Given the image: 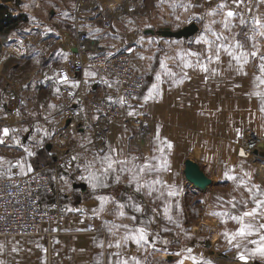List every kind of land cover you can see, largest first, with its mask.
<instances>
[{
  "label": "crops",
  "instance_id": "crops-1",
  "mask_svg": "<svg viewBox=\"0 0 264 264\" xmlns=\"http://www.w3.org/2000/svg\"><path fill=\"white\" fill-rule=\"evenodd\" d=\"M135 1L138 13H149L150 17L139 18L141 20L137 22L142 28V35L135 38V35L129 34L134 39L133 42L127 40L128 36L125 39L121 32L128 27L129 22L119 19L89 23L85 30L107 53L125 50L130 52L136 72L152 76L155 83H159L160 94L155 99L143 103V96L148 94L150 88L146 85L132 103L144 117L152 120L154 132L138 148L137 129L129 121L131 117L127 115L128 106H123L122 119L106 129L100 143H93L89 129L74 133L66 149L73 155H79L80 159L75 164L80 165L81 170L76 167L75 170L63 171L56 177L53 170L49 169L48 174L56 192L53 195H42V201L50 203L59 199L67 211L84 209L93 213L92 209L100 207V196L109 200L114 197L125 205L130 203L128 198L132 197L143 211L134 212L132 208L125 207L122 209L125 216L120 217L116 205L109 202L105 204L103 212L95 214L99 231L94 234L87 232L85 222L74 216L75 211H68L64 229L59 233H55L53 227L45 225L33 236L0 237V245L3 246L0 249V264H109V260L114 259L112 253L115 252H121L122 258L135 257L140 264H180L181 261L183 264H245L239 260L236 248L228 256L220 254L221 250L232 246L224 233L231 235L239 224L227 215L213 213L239 214L241 210L253 207L246 187L241 185L242 180L247 187L253 184L264 187V170L256 159L241 155L242 151L237 143L246 131H252L264 139V112L259 111L260 98L247 94L264 92V85L257 87L258 82L252 75L251 66L247 77L223 71L228 65L227 56H223V63L219 65L222 70L220 75L208 76L206 80L207 74L199 67L184 68L183 71L191 79H185L182 84L173 83V78L164 75L165 68L161 64H166L179 75L185 63L195 62V57H190L187 53L202 52L206 48L203 43H197L202 36L207 35L206 28L211 26L214 31L222 30L220 24L212 25L213 17L207 15L220 0H184L183 7H180L182 3L175 4L177 0H174L173 6H167L162 0H154V5L148 7L146 12L144 2L140 4L141 0ZM252 3L255 4V0ZM0 4H4L13 16H23V21L5 36L4 45L7 46H3L4 58L0 62V130L5 127L17 129L12 135L20 144L4 137L12 141L13 145L12 148L0 145V157L13 165L17 160H26L31 165L33 156H27L24 148L35 153L45 148L47 152L54 153V148L51 146L48 149V145L64 122L60 107L64 95L62 87L56 83V77L64 61L74 54V20L70 10L58 6L57 11L49 8L48 0H0ZM58 13L64 15L56 17L55 14ZM188 13H194L203 20V25L192 38H166L146 33L148 29L164 27L180 29L182 19ZM259 13H264V5L260 6ZM214 18L221 19L220 16ZM240 30L239 27L233 29L234 32ZM23 33L29 35L27 41L21 44L17 40L18 37L25 36ZM44 36L50 37L44 39ZM260 43L264 46V41ZM204 63L208 62L205 60ZM157 75L161 76L159 82L156 81ZM46 76L50 79H46ZM81 78L84 80V98L113 97L116 93L117 81L113 76L86 70L83 74L74 73L70 83L79 84ZM237 84L240 87H236ZM57 87L60 88L59 94L55 91ZM10 95L20 96L25 101L23 110L18 115H9ZM50 104L56 107L50 108ZM45 130L49 133L46 137ZM157 131L162 138L173 144V148L165 154L171 170L162 171L164 175L161 179L168 185L175 186L179 193L177 196L155 199L159 196V191L151 197L135 193L128 186L126 177H122L119 183L115 180L108 181V187L96 189L87 180L80 179L81 175L87 176L82 171L84 163L90 161L100 149L106 150L109 144L123 147L127 154L151 155ZM41 140L42 143H36ZM82 144L87 146L86 151L80 147ZM257 155L264 157V150ZM187 159L197 162L212 179L213 184L205 191L198 190L187 182L184 174ZM8 168V163L0 164V175L20 172L19 168L13 167L9 173ZM179 168L182 169L181 181L177 176ZM245 173L251 176L250 180ZM230 177L239 180L233 181ZM78 184H85L86 188H79ZM156 188L167 191L163 185H156ZM217 189H227L228 196H214ZM233 197L237 202L249 201L247 209H243L242 204L233 209L228 203ZM166 206L170 209L167 214L164 213ZM179 207L182 209L179 210ZM153 209H156L155 213ZM132 215L138 219L131 220L129 217ZM168 216L172 219L169 220ZM113 224H126L129 228L146 227L150 243L138 247L129 240L117 249L115 243L121 241L127 231L124 228L117 231L112 228ZM165 228L169 231H163ZM109 242L113 247H108ZM237 242L242 243V240L237 237ZM101 243L103 247L99 246ZM13 248L17 251L13 252ZM189 248L192 253H188ZM189 256L196 259H189Z\"/></svg>",
  "mask_w": 264,
  "mask_h": 264
},
{
  "label": "snow or ice",
  "instance_id": "snow-or-ice-1",
  "mask_svg": "<svg viewBox=\"0 0 264 264\" xmlns=\"http://www.w3.org/2000/svg\"><path fill=\"white\" fill-rule=\"evenodd\" d=\"M261 5H264V0H255V4L252 3V0H220L216 7L209 11L207 15L213 17L211 24H220L222 30L214 31L211 26L207 27L205 30L207 35L202 36L200 40L197 41V43H203L206 45V48L202 52L189 51L187 53L188 56L195 57V62L185 63L182 66L181 74L179 75L171 68H168L166 64L162 63L161 67L165 68L164 75L173 78V83L182 84L185 79H191L188 73L183 71V69L199 67L207 74L205 77L207 80L208 76H217L221 74L222 70L219 65L223 63V56H227L228 65L223 71L247 77L249 76L248 68L251 66L252 75L254 76L255 81L258 82L257 87L264 85V46L260 43V41H264V13H259ZM216 16H220L221 19L216 20L214 18ZM237 27L241 30L239 32H234L233 29ZM205 60L208 62L207 64L204 63ZM209 65H216V67H209ZM92 75H95V73H92ZM45 78L50 79L47 76ZM156 81H161L160 75L156 76ZM58 82L69 85L72 88L79 87L78 82L70 83L66 74H60L58 76ZM235 86L240 87L239 84ZM25 87H27V85H25ZM55 91L59 94L60 88L57 87ZM69 94L74 95L73 93ZM159 94V83L152 84L151 88L148 89V94L143 96V103L155 99ZM247 94L260 98L259 111L264 112V92L257 91ZM129 96L132 99H136L132 93H129ZM107 99L110 102L109 106H111L112 103H117L121 106L127 105L129 109L127 115L130 117L143 115V113L139 112L131 103H129L128 99L123 96L115 101H113L111 97H108ZM49 107L55 108L56 105L50 104ZM140 107H143V104H140ZM97 111H100V109H97ZM94 118L99 119V117ZM45 119H47V117H45ZM16 131L17 129H9L7 127L0 130V145L6 144L4 137H9L19 145V140L12 135V133H15ZM25 131H27V129H25ZM37 131H39V129H37ZM44 135L45 137L49 135L47 130L44 131ZM153 139L156 143L151 149L152 154L149 156H144L143 154H127L123 147H113L109 144L106 150L100 149L95 155H93L90 161L84 163L82 171L87 173V176L81 175L80 179L87 180L91 187L96 189L108 187V181L111 179H114L119 183L122 177H126L128 186L131 187L135 193L151 197L154 193L159 191V196H156L155 199H160L165 196H177L179 193L175 189V186L168 185L166 181L159 178L160 172L171 170L169 160L164 154L166 150H171L173 148V144L166 138H162L159 131H157ZM36 143H42V140L37 141ZM88 143L90 144L91 140H89ZM80 147L85 149V151L87 150L86 145L82 144ZM24 152L29 157L35 155V152L30 151L27 147L24 148ZM241 155H244V153L242 152ZM78 159H80L78 154L73 155L68 162V166L71 167L72 162ZM3 163H8L9 173H11L13 167L20 169V175H27L33 171L31 165L28 164L26 160H17L13 165L11 162L5 161L3 157H0V164ZM76 167L78 170H81L80 165H76ZM150 176L154 178L148 179ZM245 176L248 177L249 180L251 179V176L248 173H245ZM230 178L235 179V177ZM53 179H55V177H53ZM61 179H63V177H61ZM156 185H163L164 188H167V191L165 192L163 189H157ZM241 185L246 187L253 207L250 210H241L239 214L223 212L213 213V215H227L231 220L239 224V227L235 232L231 235L225 232L224 236L228 239V243L238 250L239 260L244 261L245 264H247L252 256L259 254L261 257H264V234H261L264 233V199H262V197H264V187H262L261 184H253L251 187H247L244 185L243 180L241 181ZM98 199L100 200V207L99 209H92L94 215L103 212L105 210V204L109 202L116 205L120 217L125 216V212L122 211L125 207L132 208L134 212L143 211L141 205L135 203V200L132 197L128 198L130 201L128 205L116 201L114 197L109 200L107 197L100 196ZM248 202L249 201L237 202L234 197L233 200L228 201L233 209H236L238 204H242L243 209H247ZM169 210V207L166 206L164 208V213L167 214ZM68 211L82 212L83 210L68 209ZM153 212L155 213L156 209H153ZM129 218L133 221L138 219L135 215H132ZM168 219L171 220L172 217L168 216ZM149 223H151V221H149ZM112 228L117 231H119L120 228H124L127 231V234L122 240L115 243L114 246L117 249L121 248L123 243L129 240L134 242L138 247H144L150 243L149 232L146 227L129 228L126 224H120L119 226L113 224ZM77 230L79 231L80 229ZM163 231H169V229L165 228ZM254 233L259 235L260 243L255 251L249 252L246 244L257 243L256 240L249 239ZM237 237L246 243L242 244L237 242ZM164 243H167V241ZM99 246L103 247L104 245L101 243ZM2 247L3 246L0 245V249H2ZM108 247H113V244L109 242ZM12 251L16 252L17 249L13 248ZM187 251L188 253H192L191 248L187 249ZM112 256L114 259L109 260V264H140V261L135 257L122 258L123 254L121 252L112 253ZM188 258L192 260L196 259L194 256H189ZM180 264H183V261H181Z\"/></svg>",
  "mask_w": 264,
  "mask_h": 264
},
{
  "label": "built area",
  "instance_id": "built-area-1",
  "mask_svg": "<svg viewBox=\"0 0 264 264\" xmlns=\"http://www.w3.org/2000/svg\"><path fill=\"white\" fill-rule=\"evenodd\" d=\"M135 2V0H75L71 15L74 20V40L78 52L64 61L56 77V83L62 87L64 95L60 103L64 122L58 127L51 140L55 152L49 153L43 148L46 156L40 158L37 154L34 157L33 171L27 175L8 173L0 175V237L33 236L39 233L41 227L45 225L53 227L55 233L64 229L69 214L66 207L59 199L49 205H43L40 199L41 193L53 195L56 192L48 170L52 169L56 177L63 171L75 170V161L72 162L71 167L68 166L73 154L66 149V145L69 144L71 136L76 132L89 129L93 143H100L106 129L122 119L123 106L117 103L109 106L108 97L84 98L82 96L83 78L80 80L79 87L71 89L69 85L59 83L58 76L66 74L69 82L74 73L83 74L86 70L113 76L117 81V88L115 95L111 97L112 100L115 101L123 96L132 104L145 86L144 75L136 72L132 55L127 51L107 53L84 28L89 23L120 19L124 12L138 14V9L134 6ZM143 2L144 0H141L140 4ZM192 23L200 28L203 20L194 13H188L182 19V27ZM3 58L4 52L0 43V62ZM129 93H132L136 99H132ZM9 100L11 103L8 110L9 115H18L23 110L24 99L10 95ZM94 117H99V119ZM68 121L69 124H67ZM129 121L137 128L136 137L139 141L137 145L141 148V143L144 144L151 133L153 122L143 115L132 117ZM5 141L10 142L8 138H5ZM237 143L244 155L256 159L264 170V157L257 155L264 150L261 147L264 139L252 131H246ZM82 210V212L75 211L74 216L85 222L88 233H97L99 230L96 226V215ZM235 250V247L228 246L221 250L220 254L228 256Z\"/></svg>",
  "mask_w": 264,
  "mask_h": 264
},
{
  "label": "rangeland",
  "instance_id": "rangeland-1",
  "mask_svg": "<svg viewBox=\"0 0 264 264\" xmlns=\"http://www.w3.org/2000/svg\"><path fill=\"white\" fill-rule=\"evenodd\" d=\"M44 1H46V0H44ZM164 3H166V5L168 6V5H171V6H173V2H174V0H162ZM40 2H43V1H40ZM48 2L50 3V7L49 8H54L55 10H56V7L58 6L59 8H65V10H67V11H71L72 10V8H74V6H75V0H48ZM177 3V5L178 4H180L181 5V3H182V5H184L185 4V1L184 0H177V2H175V4ZM152 5H154V0H144V9H145V12L148 10V7H150V6H152ZM180 7H183V6H180ZM54 10V11H55ZM181 10H182V8H181ZM57 11V10H56ZM183 11V10H182ZM181 11V12H182ZM61 12V11H60ZM120 14V13H119ZM139 15H137V14H135V13H132V12H124L123 13V15L120 17V21L122 20L123 22H129V25H128V27L126 28V29H122V36L124 37L125 36V39H127V36H128V39L127 40H129L130 42H133V38H131L130 36H129V34L131 35V34H133V35H135L134 37L135 38H137V37H141V35H142V28L138 25V20H141V19H139L140 17H144V16H146V18H149L150 17V15H149V13H143V12H140V13H138ZM57 15H60V17L61 16H63V15H61L60 13H58V14H55V16L57 17ZM142 15V16H141ZM25 16H28V15H25ZM50 16H51V14H50ZM117 20V19H116ZM119 20H117V21H119ZM115 21V20H114ZM85 29V28H84ZM154 30H156V29H154ZM88 32V31H87ZM25 33V32H24ZM23 33V34H24ZM89 33V32H88ZM29 34H30V32H29ZM29 34H24L25 36H23V37H18V40H17V42H20L21 44H24L26 41H27V38H28V35ZM90 35V34H89ZM132 36V35H131ZM26 37V38H25ZM48 37H50V36H44V39H47ZM5 36H2V35H0V43H1V45H2V47L4 46V48H5V46H7V45H4V43H5ZM7 39V38H6ZM43 40V39H42ZM136 41V40H135ZM12 42V41H11ZM125 51H127V50H125ZM28 52V51H27ZM128 52V51H127ZM130 53V52H129ZM24 54V53H23ZM131 54V53H130ZM133 57V56H132ZM133 64H134V62H133ZM1 65V64H0ZM134 67H135V64H134ZM144 78H145V86L147 85V86H149L150 88H151V86H152V84H154L155 83V80H154V77H152V76H144ZM132 118V117H131ZM130 118V119H131ZM136 128V127H135ZM154 128H155V126L153 125L152 126V130H151V136H152V134H153V132H154ZM137 129V128H136ZM151 136H148V138L149 137H151ZM156 143V141H153L152 142V144L154 145ZM12 145H13V142L12 141H10L9 143H7L6 145H3L2 147L3 148H12ZM166 153H168V150H166V152H165V154ZM37 154H39L40 155V158H43L44 156H46V154H45V151L43 150V149H39V150H37V152L35 153V156L37 155ZM164 154V155H165ZM167 155V154H166ZM10 158H12V157H10ZM7 159V158H6ZM31 166H32V169L34 168V156L31 158ZM179 170L180 171H178V174H177V176H178V180L179 181H181L182 180V169H180L179 168ZM163 175H164V172H160L159 173V178L161 179L162 177H163ZM181 177V178H180ZM154 177H152V176H150V177H148V179H153ZM114 179H111V180H109V181H113ZM235 180H239L238 178H235V179H233V181H235ZM227 192H228V190L227 189H217V191H216V193H215V195L214 196H216V197H218V198H220V197H222V196H228L227 195ZM195 206V205H194ZM182 208L181 207H179V210H181ZM261 234H264V233H261ZM249 239L250 240H256L257 241V243L256 244H251V243H247L246 244V247L248 248L247 250L249 251V252H252V251H255V249L259 246V243H260V241H259V235H257V234H253V236H251V237H249ZM195 240V239H194ZM244 243H246L245 241H242V244H244ZM247 264H264V257H261L259 254H257V255H255V256H252L249 260H248V262H247Z\"/></svg>",
  "mask_w": 264,
  "mask_h": 264
},
{
  "label": "water",
  "instance_id": "water-1",
  "mask_svg": "<svg viewBox=\"0 0 264 264\" xmlns=\"http://www.w3.org/2000/svg\"><path fill=\"white\" fill-rule=\"evenodd\" d=\"M199 31V27L192 23L190 25L184 26L177 30H172L170 27H164L157 30L148 29L146 33L152 35H158L166 38H176V39H188L196 35ZM74 53L78 52V48L73 49ZM70 122L68 121L67 124ZM51 144L48 145V149L51 148ZM264 148V144L261 145ZM184 174L187 182L192 184L195 188L201 191H205L209 186L213 184L212 179L204 173L200 165L191 160L187 159L184 164ZM77 187L85 189V184H78Z\"/></svg>",
  "mask_w": 264,
  "mask_h": 264
},
{
  "label": "trees",
  "instance_id": "trees-1",
  "mask_svg": "<svg viewBox=\"0 0 264 264\" xmlns=\"http://www.w3.org/2000/svg\"><path fill=\"white\" fill-rule=\"evenodd\" d=\"M17 2V0H16ZM23 21V16H13L12 13L7 9L4 4H0V35L6 36L10 31L14 30L18 24ZM145 87V86H144ZM42 195H46V193L40 194V199L42 201ZM56 199L51 201L50 203H43V205H49L55 202Z\"/></svg>",
  "mask_w": 264,
  "mask_h": 264
},
{
  "label": "bare ground",
  "instance_id": "bare-ground-1",
  "mask_svg": "<svg viewBox=\"0 0 264 264\" xmlns=\"http://www.w3.org/2000/svg\"><path fill=\"white\" fill-rule=\"evenodd\" d=\"M127 11V10H126Z\"/></svg>",
  "mask_w": 264,
  "mask_h": 264
}]
</instances>
